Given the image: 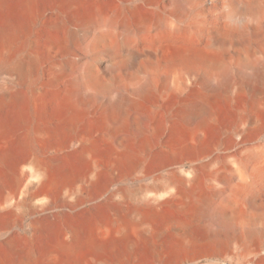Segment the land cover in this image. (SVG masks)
Listing matches in <instances>:
<instances>
[{
    "label": "rangeland",
    "instance_id": "obj_1",
    "mask_svg": "<svg viewBox=\"0 0 264 264\" xmlns=\"http://www.w3.org/2000/svg\"><path fill=\"white\" fill-rule=\"evenodd\" d=\"M78 2L91 12L93 21L86 22L77 9L80 3L74 5V0H31L28 5L21 0H6L0 8V28L26 27L32 38L26 56L25 51L21 54L25 63L22 70L9 74L0 69V96L7 92L11 97L4 104L1 117L14 138L24 139L29 130L41 131L33 136V148L19 141L13 145V162L19 163L20 169L6 173L0 180L1 199L16 190L21 197L37 195L34 202L28 200L17 210L10 206L0 210V264H18L25 259L29 264H46L47 251L65 227L78 226L87 231L96 224L107 223L118 205L124 208V214L132 212V198L121 204L118 200L101 198L94 202L90 198L101 186L111 183L106 178L97 183L81 181L88 166L73 140L81 132L94 133L99 138L100 129L93 127L91 115L79 117L75 126L67 125L57 94L62 87L74 85L75 80L81 88L84 106L91 111L99 100L120 91L134 95V90L147 81L154 86L164 84V91L151 107L165 126L153 137L140 164L122 169L112 188H126L141 196L165 192L173 169L182 163L186 169L182 174L188 176L197 168L198 172L214 177L211 188L225 189V196L213 204L219 215L200 218L199 237L203 238V227L215 228L220 224V213H225L228 225L233 227L229 233L214 236L210 244L190 249L174 246L173 231L169 230L163 237L161 256L150 241L136 239L130 246L121 241L107 253L96 252L94 258L119 264H264V184L254 192L252 201L251 192L240 185L238 164L246 146L264 144V119L253 120L257 112L249 106L251 93L258 87L252 86L253 91L244 88L243 95L238 96L243 83L256 76L255 69L264 70V39H253L259 52L247 58L241 47L219 49L212 45L207 30L180 36L175 30L174 0ZM190 4L192 13L185 25L198 20L210 0H192ZM128 5L148 13L150 20L143 23L135 19L130 26L110 23V16L124 14ZM71 31L77 39L69 46L53 43ZM22 49V42L18 41L14 51ZM189 73L197 80L206 78L210 87L228 80L234 102L220 114L219 127L204 148L171 159L164 149L173 138L176 118L167 114L166 101ZM130 136L128 130L121 134L125 140ZM43 162L54 163V171L70 194L53 188L50 198L45 197L47 185L34 176L36 166ZM49 200L59 206L49 217L32 207ZM251 228L259 233L249 236ZM236 230L240 237L235 236Z\"/></svg>",
    "mask_w": 264,
    "mask_h": 264
},
{
    "label": "bare ground",
    "instance_id": "obj_2",
    "mask_svg": "<svg viewBox=\"0 0 264 264\" xmlns=\"http://www.w3.org/2000/svg\"><path fill=\"white\" fill-rule=\"evenodd\" d=\"M21 1L28 5L31 0ZM78 1L74 0V5L79 4ZM191 1L174 0L177 14L175 30L180 36L207 30L212 45L219 49L241 47L247 58L254 52H259L253 39H264V0H210L209 6L204 8L198 20H190L185 25V19L190 18L192 13ZM5 3L6 0H0V8ZM79 5L77 9L86 22L93 21L91 12L81 3ZM119 14L111 15L110 23L130 26L135 19L142 20L143 23L150 20L148 13L137 11L129 5L124 14ZM76 39V34L71 31L53 43L59 42L67 47ZM18 41L22 42L23 49L14 51V45ZM31 45L32 38L26 27H1L0 69L9 74L22 70L25 63L21 54L25 51L26 56ZM262 47L264 49V44ZM255 75L251 81L243 83L238 96L243 95L241 93L244 88L248 87L253 91L252 86L258 87L249 98V106L257 112L252 119L258 121L264 119V70L255 69ZM204 79L206 78L201 77L197 80L189 73L178 90L167 98L166 112L176 118L173 138L164 149L171 159L204 148L219 127L220 114L226 112L234 102L229 92L228 80L219 86L210 87ZM75 84L62 87L57 94V101L65 114L67 125L75 126L79 117L91 115L94 119L93 127L100 129L99 138H95L94 133L81 132L73 140L88 166V172L81 181L97 183L106 178L111 182L101 186L90 197L94 202L104 198L118 200L121 204L124 200L132 198L134 203L130 214H124V208L118 205L111 220L96 224L87 231L78 226L65 227L58 241L47 251L46 264H119L109 259L94 258L93 255L101 251L107 253L121 241L130 246L139 239L150 241L157 255L161 256L165 246L163 237L169 230L173 231L172 241L178 249L210 244L214 236L233 230V227L228 225L225 213H220V224L215 228L203 227V238L199 237L200 218L219 215L213 210V204L225 196V189L211 188L209 184L214 177L198 172L197 168L191 170L187 176L182 174L186 169L180 163V167L173 169V176L168 180L165 192L159 191L152 196H141L140 193L126 188H112V182L120 178V171L139 165L143 155L151 147L153 137L163 130L165 123L151 104L164 91V84L154 86L147 81L134 90V95L128 91H120L109 99L99 100L93 111L84 106L81 88L76 80ZM10 98L7 92L0 96V180L6 173L20 169V164L13 162V145L19 141L33 148V136L35 133H41L39 129L29 130L24 134V139L14 138L8 131L7 122L1 117L3 106ZM196 104L200 106L197 111ZM95 113L99 115L95 116ZM127 130L130 132V138L122 139V132ZM238 164L240 185L244 191L251 192L250 199L253 201L254 192L264 184V144L253 143L246 146ZM34 176L39 183L47 185L48 188L44 191L46 198H50L53 188H57L64 195L70 194L69 190L62 186L61 177L54 171V163H39L34 170ZM36 198L37 195L21 197L16 190L7 197L0 198V210L7 206L17 210L28 200L32 203ZM32 207L49 217L59 206L49 200L40 205L35 203ZM258 233L259 230L255 228L248 230L249 236H256ZM235 236L240 237L238 230ZM29 263L26 259L18 262Z\"/></svg>",
    "mask_w": 264,
    "mask_h": 264
}]
</instances>
